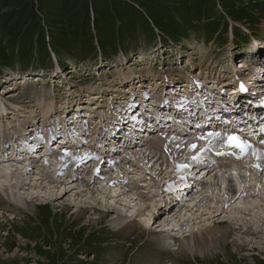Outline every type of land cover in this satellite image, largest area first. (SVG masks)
<instances>
[{"label": "rangeland", "instance_id": "1", "mask_svg": "<svg viewBox=\"0 0 264 264\" xmlns=\"http://www.w3.org/2000/svg\"><path fill=\"white\" fill-rule=\"evenodd\" d=\"M33 1L35 5L33 12L36 19L30 18L28 15V13H31L30 10L21 9L20 11L17 10V12L8 11L7 13L0 11V77L3 82L0 83V105L11 104V102H8L9 98H7V94L9 93L13 96L12 98L19 96L23 98L22 101H32L33 95L26 96L25 90H23L25 88L24 84L20 85L21 87L14 86V83L20 82L15 79V76L21 73V71H33L42 68L46 72L48 69H53L55 65H63L62 69L65 70L63 72L64 77L60 81H56L59 84H56L54 87L51 84L48 86L43 80L40 82L29 81L30 83H27L33 89V91H30L31 93L43 89L51 97L50 101H53V106L50 105L51 109L47 108V104L44 103V105L36 107L33 111L38 132H42L46 126H49L51 131H53L51 127L52 123V126L57 127V124L61 122L60 118L63 117L61 107H63L65 102H73L74 100V104L70 103L72 108L70 107L69 111L72 113L68 115L67 120L77 116L74 105L77 100V104H80V99V101L82 100L80 105L82 110L86 113L96 111L97 121L102 122L94 123L93 128L96 134L104 129V127L98 125L106 126L110 118L115 117L121 112V109H117L120 106L124 109L127 107L125 111L131 109V107L133 109L135 107L136 111L137 108L142 110L143 106L148 103L147 95L143 91L144 89L138 86L135 89V93L128 96L122 94L119 96L118 92H114L119 86V81L115 80V78L118 79L120 72L129 73V71H137L133 66L130 70L128 68L129 65H123V62H119L122 55L129 61L138 55H144V57L149 58L155 56L156 52H158V55L163 52L165 55L158 57L157 66L153 67L156 79H160L157 76H160L162 72H171L175 68L185 69L184 62L187 65L189 62H191V65H195L192 69L195 71L194 75H199L200 69L198 68H204L206 70L204 74L207 76L209 74L206 73L215 75L218 74L220 67H227L229 55L254 46L255 41L264 40V0H153L151 2L152 5L145 6L143 5L144 2L140 0H116L115 2L105 0L104 3L97 0L95 8L93 0H70L71 5L65 10L59 8L60 0ZM76 2L87 6L89 14L88 22L84 20L79 22V19L83 15H81L80 11L73 8ZM113 6L118 10L116 13ZM72 11H76L78 14L74 19L70 17V14L73 13ZM21 16L29 18L25 25L23 23L25 19L21 21ZM35 20L37 21L34 22ZM226 23L234 26V35L237 38L234 41V47L231 48L228 45L230 44L231 35H234L232 32L229 33L226 30ZM82 26H90L89 33L84 34L80 32V27ZM160 36L170 38L174 36L175 39L172 41L175 42L169 45L170 41L165 38L166 41H162V44L160 43L161 48H159V44L155 43L154 39ZM51 55H54L52 59ZM237 56H241V54ZM101 61L103 66L100 65ZM179 61L182 62L180 63L181 65L178 64ZM154 62L156 61L153 60L152 63ZM91 65H96V67L99 66L100 68L93 70L90 67ZM187 76L188 74H186ZM191 78L192 76L189 79ZM211 78L213 77L211 76ZM192 80L197 83L193 78ZM144 82L147 85V82ZM101 83H103V87H106V90L103 91L104 93H100V90L103 88L100 85ZM91 84L97 87L99 91L96 88L94 91H90L91 87H93ZM124 86L126 87L127 84L121 85V87ZM11 88H16V90L12 91L10 90ZM17 88L19 89L17 90ZM67 88L70 89L66 90ZM166 90H168L167 86L166 88L153 89L151 91V98L152 96L159 97V94L162 96V91L167 95L166 98L169 100H176L175 97H179V94L174 96L170 94V90ZM183 92L185 93V90ZM108 94L112 95L110 101L107 100ZM72 95L76 99H73ZM120 97H122L121 100ZM86 100L87 103H85ZM94 103L96 105L92 106ZM54 107L56 108L53 110ZM73 108L74 110L71 111ZM83 108H92V110L88 111ZM96 109L100 111L98 112ZM136 111H131L132 113L129 112L128 114L126 112V114L127 116L130 113L134 115L133 113H136ZM48 112L50 113L49 117L44 123V116ZM85 112L84 114L86 115ZM101 112L108 113L105 120L101 117ZM31 116L32 113H29L28 117ZM10 117L9 121H12ZM128 117L130 118V116ZM21 119H19V122ZM5 122L7 123L8 120H5ZM12 122L13 126L11 124L10 128H4L6 130L4 132L5 135L9 132H18L20 130L19 122ZM110 123H112L111 120ZM39 127L43 128L40 129ZM93 128L89 130V134H92ZM49 133L51 132L46 130V133L34 134L35 143L39 138L43 139L45 136H48ZM0 134H2L1 130ZM53 134L54 132L50 135ZM76 134L78 133L69 132L68 137L76 140L78 138ZM165 134L151 136L149 144L157 136L162 138ZM191 136L196 137L198 135L194 134ZM172 137L177 139L173 134L170 135V138ZM79 138L83 139L85 137L79 136ZM94 138L92 137L88 141L91 142ZM95 139L98 140L97 138ZM84 140L87 139L85 138ZM216 140L215 142H217ZM100 141L101 139L99 138L97 142ZM199 141L202 140L199 139ZM149 144H142L141 148ZM195 144L197 145V143ZM98 145L99 143L95 147L85 145V147L88 146V150L85 151L97 153L96 147ZM56 146H53V151H55L54 149H58ZM202 147H205V144ZM169 148L167 145L163 148V152L171 156L165 165L170 166L174 162L175 169H177V163L182 159L183 154L191 158L194 156L192 153L197 152L201 147L195 149H191L190 147H185V149L179 148L176 153H173ZM39 150L40 148L37 149L38 152L36 154L37 158L41 159L37 164L41 162L44 164L48 163L43 157V151L45 150ZM64 150L58 151L64 152ZM191 154L192 156H190ZM263 157L264 154L263 156L260 155L258 161H262ZM196 159L193 160L194 164H196ZM249 159L247 163L249 164L248 167L251 168L249 176L256 174L255 177L258 179L260 177L261 180L249 182L247 178L243 177L248 172L242 169L239 176L244 181V187L250 189L252 185L264 186V183L260 184L264 178V165L260 166L262 173L254 171L252 154ZM185 167L186 171L183 172L189 173L187 172L189 170L187 164ZM154 168L155 165L151 169L153 170ZM180 169L176 171L178 172ZM193 173L192 171L191 176ZM260 173L261 175H259ZM151 176L156 179L158 184H163V181H160V178L163 177L162 175L161 177H155L154 174ZM218 178L217 175H214L212 179L216 186ZM250 178L253 177L250 176ZM230 188L222 187L215 196H219L221 200L224 199V196L234 193L233 189ZM250 191L252 190L250 189ZM256 193L260 195L261 199L264 198V192L261 194L256 191ZM243 202H245L244 199H237L236 202L230 204L222 215L218 217V222L215 220L214 224L217 225L216 223L224 222L222 220L231 217L233 212H235V215L240 214L241 208L248 207L247 205L243 207L241 205ZM258 202L261 206L260 211L263 214L261 215L257 212V209L252 210L244 213L247 216L246 220L240 215L239 217H241L242 222L238 223V227L253 224L257 231L261 233L260 236L255 235L256 238L258 236V239L254 241L252 239L248 241L244 240L247 242L245 243L243 241L244 237L240 235L238 240L240 243L239 250L231 248L230 244L226 243L223 247L221 246V249L214 250L209 254H200L198 250L193 248L192 252L186 250L184 252H181L182 250L179 251L178 242L182 240L180 236L187 229L178 231L180 236H177L176 232L173 233L172 231L171 233L166 232L163 236L155 234L154 231L157 230V225L152 224L156 220L157 214L153 216V218L156 216L153 220L151 217L152 212L150 213L151 207H149V211H145V207L140 208L138 205L127 207L135 208L131 220L138 221L142 226L144 222L140 221L142 220L140 215L148 217L151 222L149 227L143 226V229L138 226L135 228L136 230L118 232L112 225L106 222L101 223V220L95 223L89 222V216L92 212L89 215L85 213L87 217L85 216L83 220H75L73 209L68 207L64 214H60L58 208L52 205V207H40L38 209L39 212L35 216H32L31 213L21 210L10 201L5 202L7 203V207L5 204L0 203V216L3 217L0 219V264H264V202ZM64 203L66 204L68 201L62 202V204ZM209 206L214 207L216 210L220 207L219 205L215 206V202H211ZM223 206L225 207L226 204ZM95 207L101 214H103V211H108L104 208L100 209L98 205ZM131 208L129 212L133 210ZM171 211L172 209L168 212L165 210L164 212L170 213ZM208 211L200 210L199 212H195L197 220L194 223L201 222L199 226H204L203 219L209 218V215H207ZM127 215L126 213L122 217ZM85 222L88 225L87 228L84 226ZM210 223L206 227H212ZM227 224L231 226V222H227ZM224 227L225 224L219 227V229L223 230ZM184 233L186 234L187 232ZM168 237L179 238L180 240L176 241V239H172V242H166Z\"/></svg>", "mask_w": 264, "mask_h": 264}, {"label": "bare ground", "instance_id": "2", "mask_svg": "<svg viewBox=\"0 0 264 264\" xmlns=\"http://www.w3.org/2000/svg\"><path fill=\"white\" fill-rule=\"evenodd\" d=\"M138 56V58L135 56L136 58L132 62L122 63L123 65H129L128 68H130V70L133 66L137 71H129V73L120 72L118 79L115 78V80L119 81V86L115 89L114 92H118L119 96L120 94L124 96L133 95L135 93V90H133L134 85L135 87L139 86V88H144L141 87L142 83L146 81L144 77H147L148 81L146 87H154V89L164 87V82L166 81L165 78L170 79L173 77L171 75H162L160 79H156L155 72L153 71L154 68H152L151 65L153 61L150 62V60L147 59L148 57L146 58L144 57V55ZM262 57L256 59L255 67H252L250 69L251 73H264V56ZM137 63H140L141 66ZM188 65H190L188 67V72H183L179 75H175L178 76L182 81L181 83H183V86H177L183 87L186 93L188 90H186L185 87L192 88L193 83H195L192 78L197 81V83H200V86H203V89L207 87L211 82H213L212 88H208V91L207 89L203 91L213 95V90L215 89L214 85L217 84V82L214 78H211L212 73H209V75L206 76L204 74L206 70L204 68H198L200 69V72L197 76L194 75L195 71L192 70L194 65H191V62H189ZM186 74H188L187 77ZM190 76H192L191 79H189ZM241 77L244 78L242 79L244 81L243 83H246L248 81L247 78L244 77V75H242ZM134 79H137V81H133ZM236 82L237 81L234 80L232 81V83ZM120 84H127V86L121 87ZM26 85L28 84L24 83L25 88L23 90H25L26 96L33 95L32 101H22L23 98L19 96L12 98L13 96H11L9 93L7 94V98H9V101H7L9 103L11 102V104L7 103L5 105H0V130L2 132V134H0V203L5 204L6 207L7 203L5 202L10 201L13 205L19 207L21 210H25L31 213L32 216H35L39 212L38 209L42 206L52 207V205H55V208H58V212L60 214H64L69 207L70 209H73V216L75 220H83L86 216L85 213L89 215V213L92 212L89 216V222L91 221L95 223L101 220V223L106 222L112 225L116 228V230H118V232L130 231L137 228L138 226L141 228H143V226L146 228L149 227L151 225V222L148 217L139 214L140 217H142V220L140 221L144 222V225L142 226L138 221L135 222L134 220H131L132 213L135 208L130 207L133 210L129 212L130 208L127 207L138 205L140 208L145 207V211L148 210L149 207H151L152 209L150 213L152 212L151 217L153 220L156 218V216L154 218L153 216L157 214V218L153 221L152 224L157 225V230L154 231L155 234L163 236L166 234V232L171 233L172 231L173 233L176 232L177 236H180L178 231L187 229L186 231H184L187 233L185 234L183 232V234L185 235L181 234L180 236V239L182 240H180L179 238L177 239L168 237L166 241L172 242V239H176V241L180 240V242H178V247L179 251L182 250L181 252H184V250L192 252V250L195 249L198 250L200 254H209L214 250L221 249V246L223 247V245L226 243H229L231 248L239 250L240 243L238 240L240 235L244 237L243 241H248L249 239H252L254 241L255 239L257 240L258 236L261 235V233L257 231L253 224H246L242 227H238V223L242 222V219H240L241 217H239L240 215L245 219L247 218V216L244 213H248L255 209H257V212H259L261 215L263 214L260 211L261 206L258 204V201L263 203L264 198L261 199L260 195L256 193V191L263 194L264 186L259 187V185H252L250 187L252 191H250V189L244 187V181L239 176L240 171L243 169L248 172V174L245 173L243 177L247 178L249 182H257L261 180L260 177L259 179L255 177L256 174L250 175L253 177L250 178L249 171H251V168H249V164H247L250 160L249 158L243 165L240 166L235 165V167L229 168V164L226 163L221 164L222 168L220 167L221 169L219 170H211L210 168L206 170V168H201L200 171H194L193 175L191 176L192 170L194 168L198 169V167H195V165L200 164L199 167L202 165V158L206 157L207 150L205 151L203 156H201V158L196 159L197 163L195 165L193 163V160H195L193 159V156L190 158L189 156L183 154L182 159H180V161L177 163L178 170L179 168H181V172H177V169H175V165L173 164L174 162L172 164L169 163L170 166L165 165V163L170 160L171 156L168 153L163 152V148L167 145V147H170L169 150H172L173 153H176L179 148L185 149V147H189L192 142L197 143L196 148L202 147L204 144L206 146V139H201L202 141H199L198 138L200 135L196 137L187 136V138L184 139L182 136H180L182 134L177 136L175 135L177 139H174L173 137L170 138L171 132L168 130V133H166L162 138L157 136V138L152 141V143L143 148H141L140 145V147L135 146V149H125L127 142H125L124 139L121 140V142L112 141V143L106 145V136L109 134L108 132L111 130L113 123H116L115 117H112L110 118L112 123H110L109 120L103 131H99L97 134L95 132V129L93 128L94 123L96 122L91 123V120L86 121L87 124L85 125L87 126L88 131L93 128L92 134H89L90 136L88 135L90 137L89 139H91L92 137H95L98 140L99 138L101 139L100 142H97L98 140H96L95 143L91 141L93 143L92 144L91 142H87V140H84L85 138H79V136H84L85 131H83V129H85L86 127L85 125L82 126L80 125V123H78L79 119H74L72 120V122H70L71 120H67V117L70 114L69 109L70 107L72 108V105L70 106V103L73 104L75 103V101L68 103L65 102L63 107H61L63 113V115H61L63 117L61 116V122L57 124L58 126L54 127V134L50 135L51 133H49L48 136H45L44 142L37 141L35 143L33 135H38V133H46L48 127L46 126L42 132H38V127L36 126L37 124L33 115V111L36 107L44 105V103L47 104V106L45 105L47 108L51 109L50 105L53 106V101H50L51 97H49L47 91L41 89L39 91L37 90L31 93L30 91H33V89L29 85ZM92 86L93 87H91L90 91H94L95 88L98 89L94 85ZM10 90L13 91L15 89L11 88ZM201 91L202 90L199 89V92L197 94L199 97H202L204 95V93H201ZM170 94L175 96V94ZM108 96L109 97H107V100L110 101V97H112V95L108 94ZM72 97L73 99H76L74 95H72ZM10 98H12L13 100H10ZM157 98V96H152L151 99L153 100V103L157 101ZM191 98L192 96L190 95L187 99L191 100ZM121 99L122 97H120V100ZM165 99L167 101H173L172 99ZM201 100L203 99H198V101ZM77 101L74 106L80 105L77 104ZM157 104H151L150 107L157 109L161 106V103ZM28 105L31 107H29ZM55 108L56 107H54L53 110ZM84 109L88 111L92 110V108ZM117 109L125 110L121 106ZM49 112L44 116V123L49 117ZM29 113H32L31 117H28ZM91 113L92 112L86 113V115L83 114V117H86ZM122 114L125 117L126 112ZM9 116H11L10 119H12V121L16 122H19V119H21L22 117L21 121L18 123V125H20V130H18V132H9L7 135H5L4 132H6V130H4V128H10V125L13 123L12 121H9ZM128 116H130V118ZM128 116L126 115L125 118H129L131 122L139 121V118L137 116H134L131 119V113ZM149 116L155 117L156 115L155 113H149ZM77 118H79V116H77ZM5 120H8V122L6 123ZM97 122L102 123L101 121ZM121 122L122 121H119L118 123L120 124ZM145 125L146 123H141L138 125L139 127H136L137 125L135 124L134 126H130V128H123L124 126H122V130L125 129L126 132L131 130L132 133H135L136 130L142 129ZM125 130L124 132L122 131V138L126 134ZM72 131L74 133H78L76 134V136H78L76 140L68 137V133ZM60 133L62 134L61 139H59V137L57 136V134ZM53 136L56 138L58 137L57 140L59 142L57 140L55 141L54 139L53 141ZM219 139H221L222 141V136ZM53 142H55V144H57L58 142V145L56 147L58 148V150H62L64 148L66 150H64V152L58 151V153L56 154L55 151L51 150ZM67 143L69 144V146H66ZM97 143H99V145L96 147V152L98 154L95 152L92 153V151L90 153L85 151L88 150V146L85 147V145L95 147ZM43 146H45L44 150L47 151L48 154L47 156H45L47 157L45 159L48 161V163L44 164L43 162H41L37 164L38 162H40V159H35L37 157V149H41V147L43 148ZM117 146H119L120 148H124L120 150V153H113V150H116ZM216 146H219L218 148L220 149L222 147V143L218 145V143L215 142L214 139L211 147L215 148ZM255 149L261 156H263L264 140L262 142V145L255 147ZM162 152L163 154H161ZM252 162L254 171L259 172L261 170L260 167L258 168L255 165L259 164L261 166L260 162H258V160L254 156ZM186 164L187 167H189V170L187 171L189 173L183 172L186 171ZM154 165L155 168L152 170L151 168ZM153 174L155 175V177H161L162 175L163 177L160 178V181H163V184H158L156 182V179L151 176ZM204 175L205 177L208 175L207 184H205L201 191L196 192L189 198L188 194L184 192L185 189H188L189 185H191L189 182H194L195 184L199 185L200 182L203 181L202 177ZM214 175H217V178L219 177L217 186L212 181ZM259 175H261V173ZM262 183H264V178L260 184ZM222 187H231L230 189H233L234 193L224 196V199L221 200L219 196L217 197L215 195L218 194L219 190ZM177 192L182 193L177 197L178 203L174 200V194H176ZM237 199H244L245 202H243L241 205L243 207L247 205L248 207L241 208L240 214L235 215V212H233V215L231 217L226 220H222L224 222H219L216 223L217 225H215L214 221L216 220V222H218V217L222 215V213L228 206H230V204L236 202ZM64 201H68V203L62 204V202ZM211 202H215V206L219 205V209L216 210L214 207L209 206ZM224 204H226L225 207L223 206ZM96 205L100 206V209L104 208L108 211H103V214H101L95 207ZM163 206H173V208H171L172 211L170 213L164 212ZM200 210L208 211L207 215H209V218L203 219V223H205L204 226H199L201 222L194 223L195 220H197L194 213L199 212ZM126 213L128 215L122 217V215H125ZM163 215L166 217L163 221H161V219L164 217ZM1 218L3 217L0 216V219ZM158 218L160 219L158 220ZM192 222L193 224H191ZM209 222H211L210 224L212 225V227H206ZM227 222H231V226L227 224ZM221 224H225L223 230L219 229V227H222ZM84 226L87 228L88 225L86 222L84 223ZM256 234L258 235L257 238L255 236ZM244 242L247 243L246 241ZM244 242L243 244H245Z\"/></svg>", "mask_w": 264, "mask_h": 264}, {"label": "trees", "instance_id": "3", "mask_svg": "<svg viewBox=\"0 0 264 264\" xmlns=\"http://www.w3.org/2000/svg\"><path fill=\"white\" fill-rule=\"evenodd\" d=\"M99 1H101V3H104L105 2V0H99ZM111 1H113V2H115L116 0H111ZM140 1H143L144 2V6L145 5H152V3L151 2H153V0H140ZM96 2H97V0H93V6H94V8H95V5H96ZM59 8L60 9H66V8H68L70 5H71V1L70 0H60V3H59ZM82 7V8H81ZM39 8V7H38ZM73 8H75V9H77L78 11H80V13H81V15H83L82 16V18L81 19H79V22L80 21H85V22H88V20H89V14H88V11H87V6H84V5H82V4H79V3H74V5H73ZM113 8H114V12L116 13L118 10H117V8L116 7H114L113 6ZM21 9H25L26 11L27 10H30V12L31 13H28V15L30 16V18L32 19H36L35 18V16H34V12H33V10L35 9V5H34V1L33 0H0V11H5V13H7L8 11H16L17 12V10H21ZM40 10H41V8H40ZM208 10H210V9H208ZM73 13H71L70 14V17H72L73 19L75 18V16L77 17V12L76 11H72ZM25 16H27V15H25ZM25 16H21V21H23V19H25V21L23 22L24 23V25H25V23L27 22V19H29L28 17H25ZM37 20H35L34 22H36ZM89 28H90V26L88 27H85V26H82V27H80V32H82V33H84V34H87V33H89ZM223 28H224V26H223ZM89 35V34H88ZM173 35H174V32H173ZM164 38H167V39H175V37L174 36H172L171 38L170 37H165V36H163Z\"/></svg>", "mask_w": 264, "mask_h": 264}, {"label": "snow or ice", "instance_id": "4", "mask_svg": "<svg viewBox=\"0 0 264 264\" xmlns=\"http://www.w3.org/2000/svg\"><path fill=\"white\" fill-rule=\"evenodd\" d=\"M264 131V130H262ZM222 134L217 132H209L207 133V137H199L198 139H206L207 145L205 147L200 148V153H203L204 151H211L214 139L221 138ZM223 142L225 143L227 148L233 149V150H239V156L238 158L242 157L243 155L248 154L249 151H251L252 156H254L257 160L260 159V154L257 152L256 149L252 147V145L248 142L246 139H242L240 136L236 135L235 133L229 134L224 137ZM191 149H195L197 145L195 143L189 145ZM218 155L222 154H235L233 153H217ZM199 153H197V156H193V159H196L198 157ZM256 167H260L259 164L255 165Z\"/></svg>", "mask_w": 264, "mask_h": 264}]
</instances>
